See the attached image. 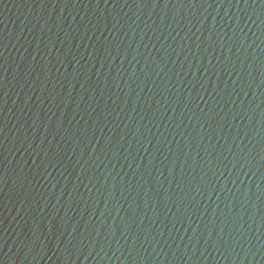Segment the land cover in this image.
I'll return each mask as SVG.
<instances>
[{"label":"water","instance_id":"95a60500","mask_svg":"<svg viewBox=\"0 0 264 264\" xmlns=\"http://www.w3.org/2000/svg\"><path fill=\"white\" fill-rule=\"evenodd\" d=\"M0 264H264V0H0Z\"/></svg>","mask_w":264,"mask_h":264}]
</instances>
